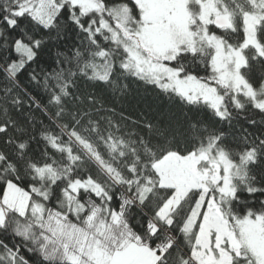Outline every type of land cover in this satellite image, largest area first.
Here are the masks:
<instances>
[{
    "label": "snow or ice",
    "instance_id": "6c2138e0",
    "mask_svg": "<svg viewBox=\"0 0 264 264\" xmlns=\"http://www.w3.org/2000/svg\"><path fill=\"white\" fill-rule=\"evenodd\" d=\"M0 264H264V0H0Z\"/></svg>",
    "mask_w": 264,
    "mask_h": 264
}]
</instances>
